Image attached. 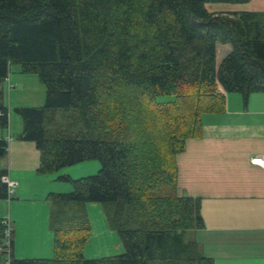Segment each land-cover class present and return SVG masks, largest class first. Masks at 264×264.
<instances>
[{"label": "trees", "instance_id": "obj_1", "mask_svg": "<svg viewBox=\"0 0 264 264\" xmlns=\"http://www.w3.org/2000/svg\"><path fill=\"white\" fill-rule=\"evenodd\" d=\"M251 0H0V128L12 63L46 87L38 107H16L19 138L40 154L37 172L72 184L49 192L52 258H17L14 226L0 218L9 264H214L185 233L204 227L201 200L178 194L176 156L201 137L203 115L225 93L264 92V11H212ZM13 86V85H12ZM9 143L0 137V158ZM96 160V174L63 171ZM0 168V201L10 199ZM101 203L124 252L86 258L88 203ZM9 242V245L7 243Z\"/></svg>", "mask_w": 264, "mask_h": 264}, {"label": "crops", "instance_id": "obj_2", "mask_svg": "<svg viewBox=\"0 0 264 264\" xmlns=\"http://www.w3.org/2000/svg\"><path fill=\"white\" fill-rule=\"evenodd\" d=\"M250 2L261 8L248 11H264V0ZM23 80L19 74L5 80L11 109L21 105L14 96L25 91ZM10 116L9 128H0V137L9 143L8 176L22 188L19 191L17 187L6 203L1 200L0 208L9 207L6 213L14 226L13 254L17 258H52L54 238L49 228L47 195L68 185L58 190L62 181L54 174L37 172L39 151L32 141L19 138L24 122ZM256 155H264V92L247 98L226 92L224 111L204 114L201 137L188 139L185 149L176 156L178 194L201 200L204 221L203 228L186 231V239L197 242L200 253L212 257L214 264H264V166L251 163ZM67 173L74 177L75 172ZM31 180L35 183L28 189L26 183ZM88 206L91 213L97 205L88 203L87 210ZM90 219L94 231L95 223ZM99 225L115 251H121L123 247L108 220H101ZM0 264L9 261L0 258Z\"/></svg>", "mask_w": 264, "mask_h": 264}, {"label": "rangeland", "instance_id": "obj_3", "mask_svg": "<svg viewBox=\"0 0 264 264\" xmlns=\"http://www.w3.org/2000/svg\"><path fill=\"white\" fill-rule=\"evenodd\" d=\"M256 6H257V4H255V2L254 3H252V2L242 3V4L210 3L208 5V8L212 11H244V10H256L257 8H261V7H256ZM16 68H17V70H16ZM11 74H13V76H16L18 74L21 76H24L23 84L26 85V89L23 93H19V94L14 96V98L19 100L18 104H21V105H19L20 107H25V106H30V107L36 106V107H38V106H43L45 104L46 87L42 82H40L37 74L23 73L22 72V66L18 63H12L10 65L9 75H11ZM3 83L5 86V88H4L5 101L8 105V107L10 108V114L13 115V119H14V117H17V119L20 120V123L24 122L23 118L21 117L20 114H18L16 112L15 108L11 109V105H10L11 95L9 93V89L6 87V82L4 81ZM13 90H14V88L12 89V91ZM10 118H11V116H10ZM1 159H3V160H1ZM0 161H3V164L2 165L0 164V168H4V166H8L7 168H9L10 164H9V161L7 160V157L0 158ZM99 168H100V162L96 161V160H92V161L78 163V164H75L73 166H70L69 168H67V170L65 169L63 172L64 173H67V171L68 172H71V171L75 172V174H73L74 177H72V178H78V177H82V176H88V175L96 174L98 172ZM25 174H27V173H24V176H25ZM81 174H83V175H81ZM49 175H53V174H49ZM53 176L57 177L58 173L54 174ZM30 182L31 183H26V186H28V189H29V187H31L32 183H35L33 180H31ZM48 185H51V184H49V182H48ZM65 185H68V187L66 189H64ZM26 186H25V188L27 189ZM17 187H18L19 191H20V188H22L21 186H18V185L16 186V188ZM16 188H15V190H16ZM58 190H63L62 192H68V191L72 190V184L69 182L68 183L67 182H61L60 187H58ZM53 192H60V191H53ZM13 193H12V195H13ZM5 201H7V199H4V201H2V202H5ZM94 203L97 206H93L91 208V213H90V208L88 206L90 216H91L93 222L95 223V228H94V231L91 232L90 239L87 243V246L84 249L85 257L86 258H96V257H102V256L121 254L122 252H124V245L122 243L121 238L119 237V235L116 231L115 233H117L118 241H120V243H121L120 245H122V247H123V249H121V251L117 252V251H115L117 249L113 248V242L112 243L109 242V237L105 236V234H102L103 228L99 225L101 220L103 221L105 219L107 221V216L105 214L103 205L101 203H97V202H94ZM1 207H3V208H0V218L3 217V213L9 212V207L7 205H4V206L1 205ZM7 213H6V215H7L6 217H8ZM25 258H39V257H25ZM2 259H4V258H2Z\"/></svg>", "mask_w": 264, "mask_h": 264}, {"label": "built area", "instance_id": "obj_4", "mask_svg": "<svg viewBox=\"0 0 264 264\" xmlns=\"http://www.w3.org/2000/svg\"><path fill=\"white\" fill-rule=\"evenodd\" d=\"M251 163L254 165H260L264 166V155H256L251 159ZM3 181L7 183L9 194H12L18 185V181L11 179L8 175L3 177ZM5 223L8 225L7 228V235L9 236V233L11 232V221L9 218L6 217V220H4ZM9 245V242L7 243ZM1 245H0V256H1Z\"/></svg>", "mask_w": 264, "mask_h": 264}]
</instances>
